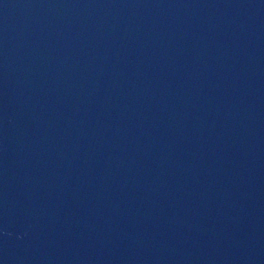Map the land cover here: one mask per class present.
Returning a JSON list of instances; mask_svg holds the SVG:
<instances>
[{
	"label": "water",
	"instance_id": "water-1",
	"mask_svg": "<svg viewBox=\"0 0 264 264\" xmlns=\"http://www.w3.org/2000/svg\"><path fill=\"white\" fill-rule=\"evenodd\" d=\"M0 264H264V0H0Z\"/></svg>",
	"mask_w": 264,
	"mask_h": 264
}]
</instances>
